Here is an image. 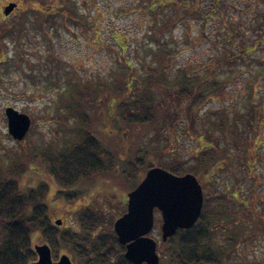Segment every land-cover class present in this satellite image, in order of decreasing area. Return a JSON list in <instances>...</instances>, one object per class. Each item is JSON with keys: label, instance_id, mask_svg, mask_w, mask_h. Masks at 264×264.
<instances>
[{"label": "rangeland", "instance_id": "obj_1", "mask_svg": "<svg viewBox=\"0 0 264 264\" xmlns=\"http://www.w3.org/2000/svg\"><path fill=\"white\" fill-rule=\"evenodd\" d=\"M7 1H15L17 7L9 15L3 16L2 8ZM262 1L215 0L217 4L215 8L214 1L204 0L197 12L185 14V11L173 10L171 5L163 3L156 5L151 12L147 11L144 8L147 0H75L76 10L82 13L83 20H75L66 25L57 22L53 28L46 26L48 39L42 35L45 26L40 27L36 23L26 2L0 0V18L4 17L13 26L11 36H5L3 42H0L3 58L5 59L7 55L9 59L7 64L0 66V164L9 163L23 144L28 149L37 146L51 153L54 148L68 151L72 144L85 136V127L91 129V133L99 138L100 146L106 150L101 157L103 169L71 186L72 188H61L59 192L57 187H53L55 181L49 182L50 188L44 200L48 206L51 225L59 226L60 230H69L71 226H76L77 215L88 213L93 206L97 210L100 208L105 210L107 217L112 215L110 214L112 211L114 214L125 211L126 193L131 188L130 182L122 178L121 172L127 166L125 160L130 159L135 153L157 151L150 163L162 168L159 157L163 160H181L189 164L193 163L196 152L206 149L203 140L210 139L216 147L213 151L220 146L226 158H221L220 167L217 170L213 169L210 176H203L202 181L205 182L203 196L206 200L207 198L211 200L210 207L225 196L228 200L227 213L234 214L240 219L238 225L244 226L242 236H239L241 233L238 234L239 226L236 224L237 232L233 245L228 239L231 231L229 225L225 231L212 232L214 249L223 250L224 264H264V194L260 197L261 186L255 183L253 185L255 196H250L247 188L251 185V172L245 167L246 151L233 146L232 140H227L224 144L221 131L209 126L217 122L219 117L216 114L220 111L227 114L228 122H231L233 113H237L240 118L236 122L237 129L243 131L248 142H251L247 147V152H251L248 164H252V172L264 177V146H260L264 138V65H259L254 60L264 59V43L254 46L252 51L246 54L244 61H241L232 56L222 42L226 32L231 36L232 43L243 42L246 47L253 41L264 38ZM177 8L182 9L183 6ZM163 18L173 22L160 36V40L165 41L166 46L173 50L169 57L168 76H174L179 67L186 69L191 67L199 74H203L205 64H209V67L215 64L216 68L211 69H216L215 74L219 76L234 75L226 86L222 98L208 102L199 110L192 128L186 126V119L181 115L159 129L148 126L136 129L120 123L113 92L98 95L90 104L87 103L92 127H89L84 119H79L77 123L74 121L75 116L65 119L60 114L63 112L62 107L56 110L59 102L65 103L68 98L66 95L61 99L60 92L67 90L73 80L84 84L97 82L103 85L115 84L118 77L125 73L124 70H128L123 60L131 62L134 81L147 74V68L156 63L150 49L154 50L160 46L150 37L151 31L155 27L154 23L160 22ZM256 19L263 21L258 30L254 26ZM19 20L23 22L22 28L16 25ZM235 23L238 25L237 28ZM21 29L23 35H18ZM234 47L230 46L231 49ZM221 50L226 54H222ZM225 60H228L226 64ZM257 73L262 75L255 83L253 76ZM250 84L252 96L248 98ZM140 86H134L133 94L139 95L142 92ZM257 100L261 108L258 113L255 111ZM5 106L27 114L30 119L29 130L21 143L6 133L3 112ZM167 109L173 113L174 108L168 106ZM202 112H205L203 123L199 120ZM248 121L251 125L247 127L245 124ZM261 121L263 133L262 131L257 133ZM75 123L76 129L71 127ZM254 133L256 135H253ZM250 135L253 136L249 137ZM258 144L255 152L259 155V160L253 162L256 160L253 156L254 147ZM34 160L38 163V175L35 177L29 173L27 180L32 178L31 181L35 184H41L48 180L45 176L46 165L39 163L37 159ZM240 187L244 194L236 193ZM239 198L244 202L241 203ZM255 211L258 217L252 221ZM88 216L90 215L84 217ZM57 219H60L61 223L56 224ZM160 224V214L155 211L154 223L147 235L156 242L157 264H165L161 262L162 255L166 256V252L164 245L161 244ZM53 232L55 229L51 228L46 231V235L51 236ZM42 243H46V240L39 234L31 239L32 246ZM110 246L111 244H108L105 248L109 249L107 250L109 252L112 251ZM56 249L57 251L51 250L53 259L61 253H66L72 264H80L78 256L72 255L69 250ZM113 252L123 254L118 247H115ZM111 258L115 263L119 261L118 256L114 254Z\"/></svg>", "mask_w": 264, "mask_h": 264}, {"label": "trees", "instance_id": "obj_2", "mask_svg": "<svg viewBox=\"0 0 264 264\" xmlns=\"http://www.w3.org/2000/svg\"><path fill=\"white\" fill-rule=\"evenodd\" d=\"M147 1L148 3L144 5V8L150 12L154 10L156 5L163 3L171 5L173 10L177 9L178 11L179 9L185 11V14H190L197 12L200 3L204 0ZM211 1L215 2V0ZM24 2L29 6V10L32 11L36 23L40 27L45 26V29H42V35L47 36L48 39L49 35L46 26L49 25V28H53L57 22L66 25L75 20H83L84 17L81 12L76 10L75 0H23ZM213 4L216 8V2ZM177 6H183V8H177ZM208 7L211 8V5L208 4ZM261 14L259 15L261 16ZM261 22L263 21L255 20L254 26L256 30L261 28ZM171 23H173L171 20H166L165 18L160 20V22L154 23L155 27L151 31L150 37L160 46L154 50L150 49L156 63L147 68V74L134 81L135 77L132 75L131 62L127 59L125 60L126 62L123 60L128 70H124L125 73L118 77L115 84L103 85L99 82L84 84L73 80L72 85L67 90H64L63 93L60 92L61 99L66 95H68V98L65 103L63 101L59 102L56 110L62 107L63 112H60V114L65 119L75 116L74 121L77 123L79 119H84L86 124L92 127L87 103L89 102L90 104V101L98 95L113 92L120 123L122 122L136 129L144 126L159 129L161 126L172 123L173 119L181 115L186 119V126L192 128L199 110L210 101L220 100L226 86L231 82L234 75L222 77L215 74L216 69L211 68H216V65L212 63L214 64L213 67H209V64L204 65L206 67L203 74H199L191 67L189 69L179 67L173 74L174 76H168L169 57L173 50L166 46L165 41L160 40V36L166 28L170 27ZM22 24L23 22L19 20L16 25L21 26ZM235 27H238L237 23H235ZM12 28V24L8 23L4 17L0 18V42H3L5 36H11ZM226 33L224 39H222L226 50L241 61H244V57H247L246 54H249L254 46L264 43L263 38L253 41L252 44L246 47L243 42L232 43L231 36ZM18 35H23V29L18 31ZM156 36H158L157 39ZM230 46L235 47L231 49ZM221 53L226 54L224 50H221ZM254 60L259 65H264V59L255 58ZM8 61L7 55L4 59L0 52V66L7 64ZM25 61L27 62L28 59H25ZM227 61L225 60L224 63L226 64ZM260 75L262 73H257L253 76L255 83L259 81ZM134 86H140L142 92L139 95L133 94ZM251 96L252 86L250 84L248 98ZM114 99L112 98V100ZM168 106L174 108L173 113L168 111ZM255 107V111L258 113L261 110L258 100ZM233 114L231 122H228L227 114L224 111H220L216 114L219 117L217 122L212 123V125L209 124V126L211 128L216 127L221 131L224 144H226L227 140H232L233 146L246 151L244 158L245 167L248 172H251V185L247 189H249L250 196H255L253 193L255 187L253 185L258 183V186H261V197L264 194V177L252 172V164H248V160L251 159V152H247V147L250 146L249 143L251 142H248V138L243 134V131L237 129L236 122L240 118H238L237 113ZM204 117L205 112H202L199 115L201 123H203ZM262 122L261 126L258 125L257 133L262 131ZM228 125L231 126L229 127ZM246 125L248 127L251 123L248 121ZM71 127L76 129V123L71 125ZM85 128V136L72 144V148L68 151L54 148L51 150L53 153H51L46 150L43 151L37 146H32L28 149L23 144L21 150L18 153L15 152L14 158L9 163L0 164V264H29L35 260L36 254L33 249L34 246L31 245V239L38 234L46 240L52 250L57 251L56 248H61L69 250L72 255L78 256L80 264H132L122 253L113 252L115 247H118L121 251L124 250L123 246L117 242L112 230V221L120 214L119 212H117L119 214H114L111 210L112 213L110 214L112 215L107 217L105 210L102 208L97 210L93 206L88 213L77 215V218L79 217L78 220L75 218L77 221L76 226L81 228L80 230L77 229L78 234L76 227L70 224L68 225L72 228L70 227L69 230H60L59 226L51 225L47 212L48 206L46 201L44 202L50 188L49 182L55 181L53 187H57L59 192L61 188H72L71 186L82 182L103 169L101 157L104 156L106 150L100 146L99 138L94 133H91V129ZM254 131L256 130L254 129ZM205 133L207 132L205 131ZM253 135H256V133ZM6 136L8 135L6 134ZM21 140H19L20 143ZM263 142L264 138H262L260 146H264ZM203 146L206 149L196 152V155L193 156V163L185 164L183 161L176 159L163 160L161 157H159V161L164 169L173 174L180 175L190 172L195 174V176L197 175L196 177L200 178L199 181L203 188L205 183L202 181L203 176H210L213 169L217 170L220 167L221 158H226L220 146L217 145V150L219 149V151H213L216 147L210 139H204ZM258 146L259 144L254 147L253 156L256 160L253 162L259 160V155L255 152V148ZM156 154L157 151L153 150L151 152L135 153L130 159L125 160L127 166L121 172V175L126 182H130L129 188L135 187L145 171L155 166L150 161ZM34 159L46 165L47 173L45 176H47L48 180H44L41 184H35L31 181L32 178L27 180L29 173L34 174L35 177L38 175V163ZM239 192H243L242 187L236 190L237 194ZM249 197L247 196V198ZM227 202V198L222 196L218 200V206L216 201L215 205L210 207L212 204L211 200L209 198L206 200L204 197L201 212L196 222L187 229H178L173 235L168 236L165 241H161L166 252V256L162 255L163 259L161 262L165 264H224L222 259L223 250L218 249L216 251L214 249L212 232L225 231L227 225H229L231 231L228 239L230 244L233 245L235 242L233 241L235 239L234 236L237 232L235 227H237L238 220H240L234 214L227 213ZM243 202L244 200H241V203ZM254 214L252 221L258 217L256 211ZM87 215L90 216L84 217ZM51 228H54L55 232L58 230L59 232L56 234L53 232L51 236L46 235V231ZM243 228L244 226L238 227V234L239 232L241 233L239 236H242ZM108 244H111L110 248L112 251L110 252L107 251L109 249H105ZM102 249L104 250L101 251ZM112 254L118 256V262H113Z\"/></svg>", "mask_w": 264, "mask_h": 264}, {"label": "water", "instance_id": "obj_3", "mask_svg": "<svg viewBox=\"0 0 264 264\" xmlns=\"http://www.w3.org/2000/svg\"><path fill=\"white\" fill-rule=\"evenodd\" d=\"M15 2L2 8L7 15ZM7 133L20 140L29 127V117L7 106L4 108ZM202 206V190L191 173L176 175L153 166L148 168L137 185L126 193V210L113 222L117 241L125 245V258L133 264H157L156 242L147 234L153 225V209L161 214V240L174 234L177 228H188L198 218ZM56 224L60 220L55 221ZM37 260L29 264H71L66 254L52 261L47 245H35Z\"/></svg>", "mask_w": 264, "mask_h": 264}, {"label": "flooded vegetation", "instance_id": "obj_4", "mask_svg": "<svg viewBox=\"0 0 264 264\" xmlns=\"http://www.w3.org/2000/svg\"><path fill=\"white\" fill-rule=\"evenodd\" d=\"M123 248H124V250H123V254H124V251H125V246L123 245Z\"/></svg>", "mask_w": 264, "mask_h": 264}]
</instances>
